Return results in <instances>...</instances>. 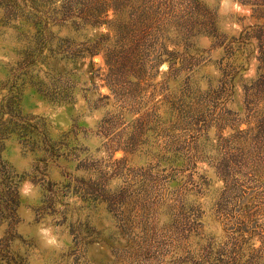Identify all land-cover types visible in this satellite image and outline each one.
<instances>
[{
    "label": "rangeland",
    "instance_id": "obj_1",
    "mask_svg": "<svg viewBox=\"0 0 264 264\" xmlns=\"http://www.w3.org/2000/svg\"><path fill=\"white\" fill-rule=\"evenodd\" d=\"M0 264H264V0H0Z\"/></svg>",
    "mask_w": 264,
    "mask_h": 264
}]
</instances>
